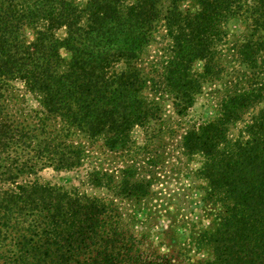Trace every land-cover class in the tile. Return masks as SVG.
<instances>
[{
    "label": "trees",
    "instance_id": "1",
    "mask_svg": "<svg viewBox=\"0 0 264 264\" xmlns=\"http://www.w3.org/2000/svg\"><path fill=\"white\" fill-rule=\"evenodd\" d=\"M204 89L216 115L191 123ZM176 128L213 227L172 217L156 244L132 211L156 220ZM0 264H264V0H0Z\"/></svg>",
    "mask_w": 264,
    "mask_h": 264
},
{
    "label": "rangeland",
    "instance_id": "2",
    "mask_svg": "<svg viewBox=\"0 0 264 264\" xmlns=\"http://www.w3.org/2000/svg\"><path fill=\"white\" fill-rule=\"evenodd\" d=\"M79 4L84 3L86 0H74ZM181 8L186 10L187 8L195 9V5L191 2H182ZM228 29L232 37H239L245 31V25L239 19H233L228 24ZM33 31L28 30L27 37L29 40L33 39ZM202 68L201 63L195 65L196 70ZM207 89H204V93L200 94L189 112V122L200 124L201 122L212 119L216 115L215 101L210 99V96L206 93ZM184 126V125H183ZM182 129L176 128L174 131H167L163 136L165 140L166 153L164 154L165 166L159 170L158 175H161L160 181L158 180L153 187L154 192L157 193L158 197L152 204L157 205V217L156 220L151 221L150 224H144L143 222L148 218V210L140 209L136 206L131 205V211L136 217L137 230L145 229L150 232L151 239L158 244L164 242L165 235L162 233L164 226L168 225L171 218H184L196 229L202 227L212 228L213 220L210 215L204 211L202 198L204 194V188L206 186L205 180H203L199 174L198 169L202 164V157L200 155L194 158L187 159L182 157L176 149V143L181 134ZM133 138L137 143L142 146L144 130L136 128L133 131ZM159 146V145H158ZM157 147V146H156ZM113 165L125 164L124 158H118L115 156L111 157ZM143 158L140 156V163L142 165ZM84 172H56L51 168H47L40 172L39 179L41 181H48L56 184H60L66 187L80 186L81 190L87 192L89 195L102 196L106 195L105 191L90 188L89 186L81 185L80 179H82ZM125 206H128L125 204ZM144 214V215H143ZM182 230V229H178ZM181 242H186L184 238H181ZM162 252L167 251L166 246H161ZM190 254L194 259H205L207 257L206 251H197L194 247H190Z\"/></svg>",
    "mask_w": 264,
    "mask_h": 264
}]
</instances>
